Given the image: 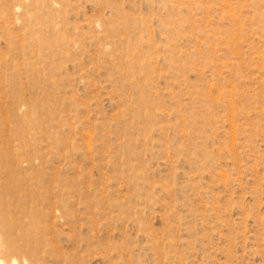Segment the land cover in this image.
Segmentation results:
<instances>
[{"label":"rangeland","instance_id":"374dc122","mask_svg":"<svg viewBox=\"0 0 264 264\" xmlns=\"http://www.w3.org/2000/svg\"><path fill=\"white\" fill-rule=\"evenodd\" d=\"M264 264V0H0V264Z\"/></svg>","mask_w":264,"mask_h":264},{"label":"bare ground","instance_id":"6f19581e","mask_svg":"<svg viewBox=\"0 0 264 264\" xmlns=\"http://www.w3.org/2000/svg\"><path fill=\"white\" fill-rule=\"evenodd\" d=\"M12 264H14V263H12Z\"/></svg>","mask_w":264,"mask_h":264}]
</instances>
